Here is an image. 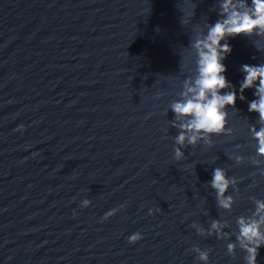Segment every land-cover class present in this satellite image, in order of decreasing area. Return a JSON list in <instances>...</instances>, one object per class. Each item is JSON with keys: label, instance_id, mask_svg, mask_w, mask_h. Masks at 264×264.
<instances>
[{"label": "water", "instance_id": "1", "mask_svg": "<svg viewBox=\"0 0 264 264\" xmlns=\"http://www.w3.org/2000/svg\"><path fill=\"white\" fill-rule=\"evenodd\" d=\"M221 2L0 0V264H246L238 220L264 201V122L240 83L264 35L227 39L226 91L244 96L228 133L180 145L170 108ZM217 167L235 180L230 210Z\"/></svg>", "mask_w": 264, "mask_h": 264}, {"label": "clouds", "instance_id": "2", "mask_svg": "<svg viewBox=\"0 0 264 264\" xmlns=\"http://www.w3.org/2000/svg\"><path fill=\"white\" fill-rule=\"evenodd\" d=\"M222 19L211 24L206 34L198 38L193 47L196 49V75L194 80L185 82V91L182 99L171 103L170 108L181 120L178 127L180 134L176 142L180 145H196L204 139L210 145L211 137L228 133V107H235L237 99H244L243 95L237 96L231 88V82L227 79V66L224 63L232 48L227 39L229 37L264 35V0H222L220 4ZM244 78L240 83V91L254 89L256 99L249 103V111L259 114L261 122H264V64L242 65ZM175 126V125H174ZM258 142L257 153L264 155V127L259 130L252 129ZM176 156H182L180 149H176ZM211 187L216 190L219 206L230 210L233 198L226 193L235 183L229 179L226 171L215 168L211 179ZM83 207L90 206L85 200ZM256 213L259 219L238 220L239 237L242 246L247 251L246 264H257V255L261 247H264V201H256ZM114 215L113 212L105 213L104 219ZM214 229L221 225L213 223ZM143 239L141 233H135L128 237L129 242L137 243ZM229 251L234 245H229ZM201 260L207 264L208 256L201 253Z\"/></svg>", "mask_w": 264, "mask_h": 264}]
</instances>
